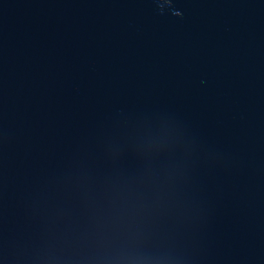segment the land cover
I'll use <instances>...</instances> for the list:
<instances>
[{"label": "water", "instance_id": "1", "mask_svg": "<svg viewBox=\"0 0 264 264\" xmlns=\"http://www.w3.org/2000/svg\"><path fill=\"white\" fill-rule=\"evenodd\" d=\"M0 176L150 264H264V0H0Z\"/></svg>", "mask_w": 264, "mask_h": 264}]
</instances>
